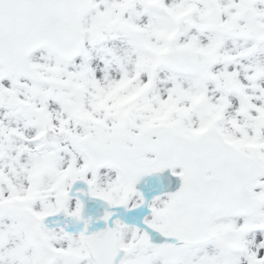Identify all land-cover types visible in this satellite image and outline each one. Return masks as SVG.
<instances>
[{"label":"snow or ice","instance_id":"6c2138e0","mask_svg":"<svg viewBox=\"0 0 264 264\" xmlns=\"http://www.w3.org/2000/svg\"><path fill=\"white\" fill-rule=\"evenodd\" d=\"M0 264H264V0H0Z\"/></svg>","mask_w":264,"mask_h":264}]
</instances>
